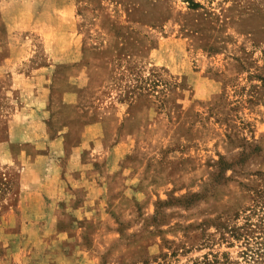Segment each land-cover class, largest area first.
Here are the masks:
<instances>
[{
  "label": "rangeland",
  "instance_id": "rangeland-1",
  "mask_svg": "<svg viewBox=\"0 0 264 264\" xmlns=\"http://www.w3.org/2000/svg\"><path fill=\"white\" fill-rule=\"evenodd\" d=\"M13 47L50 89L48 146L89 163L97 125L102 200L80 231L0 230V264H264V0H0ZM19 186L0 167V214Z\"/></svg>",
  "mask_w": 264,
  "mask_h": 264
},
{
  "label": "crops",
  "instance_id": "crops-1",
  "mask_svg": "<svg viewBox=\"0 0 264 264\" xmlns=\"http://www.w3.org/2000/svg\"><path fill=\"white\" fill-rule=\"evenodd\" d=\"M21 54L13 47L0 61V124L6 125V134L0 135V167L17 169L20 185L14 209L6 208L0 214V230L80 231L77 224L83 215L97 213V203L102 200L98 193L86 192L85 187L88 183H102L97 181V175L104 148L98 142V134L90 132L97 125L84 127L79 134L94 140L89 163L81 159L82 146L73 143L67 146L64 141L67 136L57 137L53 145L48 146V140L40 134V119H49L53 113L50 89L48 85L40 86L33 68L20 66ZM9 87L14 93H8ZM5 103L11 111L1 107ZM72 137L69 135L70 139ZM88 174V177L94 176L95 181L89 179ZM79 190L83 192V198ZM88 208L95 210L88 211ZM50 215L54 218H47ZM62 219H69V225H64ZM77 240L70 238V243L75 245ZM62 243L57 238L51 244L59 246ZM34 245H30L25 254H20V257L25 255V261L30 264L36 262ZM8 255L0 257L7 262ZM59 258H63L62 255Z\"/></svg>",
  "mask_w": 264,
  "mask_h": 264
}]
</instances>
